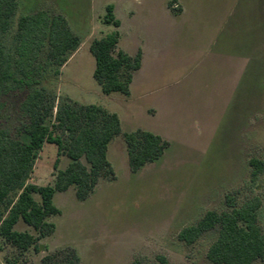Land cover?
<instances>
[{
  "label": "rangeland",
  "instance_id": "374dc122",
  "mask_svg": "<svg viewBox=\"0 0 264 264\" xmlns=\"http://www.w3.org/2000/svg\"><path fill=\"white\" fill-rule=\"evenodd\" d=\"M227 3L238 12L236 17H243L238 34L248 36L250 42V69L239 87L231 91L219 75H198L186 66L169 67L138 94L102 92L93 76L95 58L90 46L94 39L119 30L102 21L107 5H115V15L123 21L122 41L128 46L135 42L131 19L149 21L164 13L171 19L184 16L181 40L190 48L198 39L215 35L209 23ZM37 11L63 16L81 41L58 77L55 67H45L36 76L37 88L55 105L53 115L63 100L100 105L118 114L122 134L110 144L112 170L103 173L89 198L78 201L74 187L58 193L54 203L61 213L48 218L55 225L54 232L40 240L38 251L21 252L0 238V264H43L47 256L57 264H131L135 259L156 264L159 255L169 264H213L207 252L218 230L205 233L192 245L180 241L178 235L206 212L226 210L227 195L235 196L239 204L253 196L262 199L259 224L264 233V171L253 181L249 164L252 158L264 162V0H19L11 27L0 32V46L6 54L15 57L18 18ZM184 52L180 51L182 57L193 58L194 54ZM11 88L0 92V127L27 141L20 106L37 88L18 83ZM159 96L168 102L160 111L152 106ZM139 129L158 131L169 147L158 163H149L134 174L123 134ZM58 160L59 169L67 168L69 159L58 153L57 145L45 143L29 182L53 183ZM16 229L31 230L23 224ZM254 264H264V259Z\"/></svg>",
  "mask_w": 264,
  "mask_h": 264
},
{
  "label": "trees",
  "instance_id": "16d2710c",
  "mask_svg": "<svg viewBox=\"0 0 264 264\" xmlns=\"http://www.w3.org/2000/svg\"><path fill=\"white\" fill-rule=\"evenodd\" d=\"M18 10L19 0H0V32L8 31ZM102 21L115 28L121 26L114 4L107 5ZM119 41L118 30L92 41L93 76L104 94L129 96L133 72L141 68L142 55L139 52L132 57L117 51ZM80 44V38L71 32L61 15L37 11L20 16L15 35V57L6 54L0 46V92L11 90L13 83L37 88L36 76L42 75L45 67H55L54 74L58 77L60 68ZM43 55H46L44 62L41 61ZM47 101L46 92L37 88L32 89L22 102L20 112L25 119L23 131L28 135L27 141L0 127V238L21 252L31 248L38 251L40 240L54 232L55 225L48 218L61 213L54 203L58 193L74 187L78 201L89 198L103 173L112 170L109 145L122 134L118 114L100 105L63 100L53 115L55 105ZM123 136L134 174L149 163H158L169 147L168 141L151 131L139 129ZM45 143L57 145L58 153L66 156L69 164L67 168L59 169L60 162L56 161L53 183L38 186L29 181ZM249 164L251 179L255 181L264 171V162L252 158ZM225 204L226 210H210L197 223L183 228L179 240L192 245L205 233L218 230V236L207 252L211 263L254 264L263 260L264 233L259 224L262 199L253 196L239 204L235 196L227 195ZM19 224L31 230H17ZM43 264L57 263L47 256ZM131 264L145 263L135 259ZM156 264L169 262L159 255Z\"/></svg>",
  "mask_w": 264,
  "mask_h": 264
},
{
  "label": "crops",
  "instance_id": "0c3cea01",
  "mask_svg": "<svg viewBox=\"0 0 264 264\" xmlns=\"http://www.w3.org/2000/svg\"><path fill=\"white\" fill-rule=\"evenodd\" d=\"M184 13L183 15H185ZM237 13L227 3L223 10L214 14L215 16L209 23L212 30L215 29V35L198 39L191 43L193 45L190 48H188L186 41L181 40V23L184 22L181 19L184 16L181 19L179 17L171 19L163 13V16L159 17V19L149 21L142 22L131 19V32L135 33V42L133 45L130 44V46L122 41L121 28L123 21L117 17L121 21V26L118 30L121 35L118 47L132 57H135L139 52L142 55L141 68L133 72L131 93H137L140 89L150 85L151 82L164 76L169 67L175 69L186 66L192 68L191 72L198 71L196 72L198 75H219L221 81L229 84V90L231 91L239 87L250 69V42L248 41V36L243 37L238 34L240 31L239 27L244 20L239 14L236 17ZM132 16H135L134 12H132ZM262 30V48L264 50V19ZM258 32L260 33V28ZM260 42L259 40L258 48H260ZM185 43L186 45H184ZM188 49L190 51H187ZM181 50L185 51L184 54H194L193 58L187 57L188 55L182 57L180 55ZM177 54L180 56H177ZM176 56L177 58L175 59ZM257 58H259V53ZM200 79V77L196 78V80ZM131 93L130 96L132 95ZM167 103L164 97L159 96L152 106H155L160 111L163 106H167ZM151 132L166 140V137L158 131Z\"/></svg>",
  "mask_w": 264,
  "mask_h": 264
}]
</instances>
